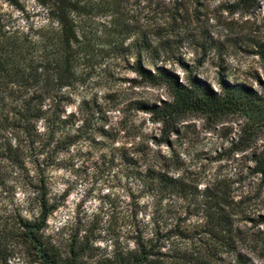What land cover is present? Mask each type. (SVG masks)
<instances>
[{
    "label": "trees",
    "instance_id": "16d2710c",
    "mask_svg": "<svg viewBox=\"0 0 264 264\" xmlns=\"http://www.w3.org/2000/svg\"><path fill=\"white\" fill-rule=\"evenodd\" d=\"M4 1L24 10L20 0ZM34 2L41 21L25 28L9 26L0 15V193L11 195L0 209V264L15 257L21 264H226L223 256L236 251L240 236L227 211V196L211 185L191 187L170 173L165 156L153 155L157 162L143 163L142 149L114 148L118 154L108 159L118 158L140 187L138 193L127 187L124 210L115 215L103 201L63 244L46 233L49 216L61 204L50 196V171L72 147L106 133L79 116L97 112L89 101H75L82 71L92 61L93 48L119 46L126 27L123 0ZM98 16L112 19L106 38L113 43L92 34ZM147 52L152 49L142 40L133 70L142 80L165 86L170 96L159 105L142 104L161 124L156 143H168L187 113L218 120L238 111L247 113L250 124L240 129L233 151L255 142L264 129V82L255 89L220 75L214 89L187 67L180 81L164 66L145 69L140 57ZM258 53L264 68V48ZM252 160V172L264 175V149ZM66 195L63 191L61 198ZM235 260L248 264L239 253Z\"/></svg>",
    "mask_w": 264,
    "mask_h": 264
},
{
    "label": "rangeland",
    "instance_id": "374dc122",
    "mask_svg": "<svg viewBox=\"0 0 264 264\" xmlns=\"http://www.w3.org/2000/svg\"><path fill=\"white\" fill-rule=\"evenodd\" d=\"M20 2L23 11L0 0L4 22L25 28L41 21L35 15L34 0ZM122 15L126 28L119 46L93 48L92 61L83 69L82 84L74 94L76 103L85 99L97 111L80 112L79 116L89 126L103 128L105 136L92 134L90 141L63 154L59 166L50 171V196L61 204L49 216L46 233L63 244L103 201L106 211H115V215L124 210L127 187L135 193L140 187L128 178L127 168L118 158L108 159L118 154L114 148L142 149L143 163L156 161L158 154L165 156L170 173L191 187L211 185L227 196V211L240 236L236 251L223 256L226 264H237V253L248 264H264V175L251 170L253 157L264 149V129L249 148L234 152L240 129L250 124L245 111L218 120L190 112L169 134L168 143H156L161 124L142 104L159 105L170 96L165 86L142 80L132 68L135 53L146 40L152 52L140 58L151 72L156 65L164 66L184 81L187 67L214 89L220 75L259 89V82H264L258 53L264 48V0H123ZM111 21L109 16L95 18L92 34L113 43L112 37L106 38ZM76 105L68 106L67 111ZM63 191H67L64 199ZM16 197L23 200L24 195ZM10 198L0 193V209L7 207ZM21 263L15 257L9 264Z\"/></svg>",
    "mask_w": 264,
    "mask_h": 264
}]
</instances>
